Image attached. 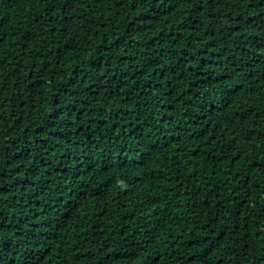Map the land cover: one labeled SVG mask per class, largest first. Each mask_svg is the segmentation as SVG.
<instances>
[{
  "label": "trees",
  "instance_id": "trees-1",
  "mask_svg": "<svg viewBox=\"0 0 264 264\" xmlns=\"http://www.w3.org/2000/svg\"><path fill=\"white\" fill-rule=\"evenodd\" d=\"M0 264H264V0H0Z\"/></svg>",
  "mask_w": 264,
  "mask_h": 264
}]
</instances>
